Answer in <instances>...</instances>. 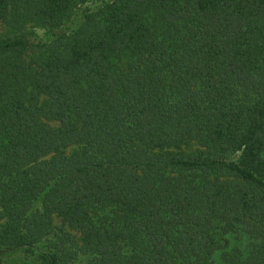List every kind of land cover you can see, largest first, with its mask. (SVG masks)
<instances>
[{
  "label": "trees",
  "instance_id": "1",
  "mask_svg": "<svg viewBox=\"0 0 264 264\" xmlns=\"http://www.w3.org/2000/svg\"><path fill=\"white\" fill-rule=\"evenodd\" d=\"M0 24V264H264V0H0Z\"/></svg>",
  "mask_w": 264,
  "mask_h": 264
},
{
  "label": "rangeland",
  "instance_id": "2",
  "mask_svg": "<svg viewBox=\"0 0 264 264\" xmlns=\"http://www.w3.org/2000/svg\"><path fill=\"white\" fill-rule=\"evenodd\" d=\"M94 3H83L77 6L72 15L64 21V23L60 26L58 29H50L48 27L35 25L32 23H28L23 28V34L30 42H38L41 40H44L46 37L51 35L53 32H58L61 30H66L67 28L71 27L79 18L81 17L83 11L87 10L88 8L92 7ZM14 34V31L8 28L5 24H0V38L5 36H11ZM231 242L234 243L236 241L231 239ZM240 244V243H239ZM244 244V243H243ZM220 257V251L219 253L215 254V259H219Z\"/></svg>",
  "mask_w": 264,
  "mask_h": 264
}]
</instances>
